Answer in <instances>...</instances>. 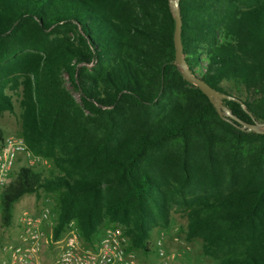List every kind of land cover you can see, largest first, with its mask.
<instances>
[{
    "label": "trees",
    "instance_id": "16d2710c",
    "mask_svg": "<svg viewBox=\"0 0 264 264\" xmlns=\"http://www.w3.org/2000/svg\"><path fill=\"white\" fill-rule=\"evenodd\" d=\"M178 10L190 72L238 119L264 121V0ZM173 25L168 0H0V115L12 110L6 90H19V137L50 165L17 169L0 195L3 226L14 201L42 190L55 238L72 220L90 246L118 225L146 253L175 211L209 264H264V134L221 119L182 78Z\"/></svg>",
    "mask_w": 264,
    "mask_h": 264
},
{
    "label": "built area",
    "instance_id": "2783aa9c",
    "mask_svg": "<svg viewBox=\"0 0 264 264\" xmlns=\"http://www.w3.org/2000/svg\"><path fill=\"white\" fill-rule=\"evenodd\" d=\"M19 136H7L0 142V195L13 180L12 168L18 161H39ZM55 211L43 205L37 211H23L15 224L3 226L0 220V264H152L137 259L127 247V237L118 225L104 227L98 241L82 243L72 220L55 238ZM13 230L16 234H13ZM156 264H167L162 238L152 242Z\"/></svg>",
    "mask_w": 264,
    "mask_h": 264
},
{
    "label": "rangeland",
    "instance_id": "374dc122",
    "mask_svg": "<svg viewBox=\"0 0 264 264\" xmlns=\"http://www.w3.org/2000/svg\"><path fill=\"white\" fill-rule=\"evenodd\" d=\"M65 87L67 90H69L74 99L78 101V94L71 88L70 84L67 81H65ZM6 93L9 94L11 97L12 110L11 112L4 111L0 115V131L2 132L3 138L7 136H19L20 132L21 107L19 105V90H6ZM21 166L29 167L32 170L40 172L41 175H46V172L49 169L50 165L48 161L42 158L32 164H27L24 161H18L14 164L12 168L13 174L16 173L17 169ZM53 199L54 198L52 194L46 193L42 190H39L38 192L32 194H23L12 203L9 226L12 229H15L14 226L17 223L22 211L29 210V206H31V203V211H37L43 205L50 207L54 211ZM185 222V218L175 211H171L169 213L166 225H163L160 221H158L157 225L152 228L149 240L147 242L150 251L146 253L141 251L136 252L137 259L141 262L147 261L152 264H156L157 258L155 262L148 260V257L150 255H155L152 248V242L158 237L162 238L163 241V239L166 237L169 240L171 238L172 240L173 238H175L176 240H174V242L178 246H176L175 250L174 248L172 249V256L167 259V264H209L211 262V259L207 256L202 255L200 248V240L197 238L191 240L185 239L183 233L185 229ZM180 250H182V253H180Z\"/></svg>",
    "mask_w": 264,
    "mask_h": 264
},
{
    "label": "water",
    "instance_id": "95a60500",
    "mask_svg": "<svg viewBox=\"0 0 264 264\" xmlns=\"http://www.w3.org/2000/svg\"><path fill=\"white\" fill-rule=\"evenodd\" d=\"M178 1L179 0H168L169 9L173 17V32H172V44L174 49V61L175 64L182 76V78L193 84L198 90L207 98L208 102L213 106L215 109V112L217 115L225 120V121H234L237 123V127L240 130L243 131H251L254 133L264 134V121H256L253 118H251V115L247 110L245 109V106L240 100L235 99L243 111L247 113V115L252 119L251 122H245L240 119H238L236 116H234L230 111L221 104L219 101V98L226 97L225 95L219 94L215 89L210 87L207 83H205L203 80H201L199 77L195 76L190 72V70L187 68L182 55V48H181V42H180V15L178 10ZM229 99H232V97L227 96Z\"/></svg>",
    "mask_w": 264,
    "mask_h": 264
},
{
    "label": "crops",
    "instance_id": "0c3cea01",
    "mask_svg": "<svg viewBox=\"0 0 264 264\" xmlns=\"http://www.w3.org/2000/svg\"><path fill=\"white\" fill-rule=\"evenodd\" d=\"M32 194V193H31ZM29 201H30V197H29ZM31 203V202H30ZM31 208H32V203H31V206H29V210H24V211H28V212H34V210L33 211H31ZM23 212V211H22ZM13 234H16V231L15 230H13ZM174 240H176L175 238H173V240H172V238L169 240L168 238H164L163 239V242H164V250H165V254H166V256L167 257H170V256H172V249L174 248V250H175V248H176V246H177V244L174 242ZM178 247V246H177ZM175 252V251H174ZM177 252V251H176ZM180 253H182V250H180ZM155 255H150L149 257H148V260L149 261H154L155 262V260H156V257H154Z\"/></svg>",
    "mask_w": 264,
    "mask_h": 264
}]
</instances>
